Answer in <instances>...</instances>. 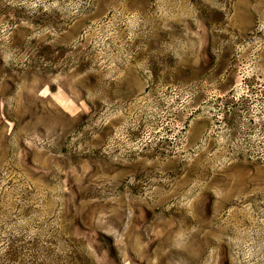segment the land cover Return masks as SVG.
Masks as SVG:
<instances>
[{"label": "rangeland", "instance_id": "obj_1", "mask_svg": "<svg viewBox=\"0 0 264 264\" xmlns=\"http://www.w3.org/2000/svg\"><path fill=\"white\" fill-rule=\"evenodd\" d=\"M0 264H264V0H0Z\"/></svg>", "mask_w": 264, "mask_h": 264}]
</instances>
